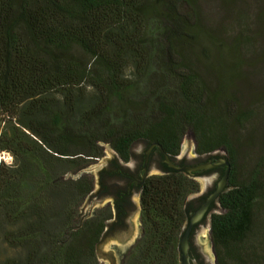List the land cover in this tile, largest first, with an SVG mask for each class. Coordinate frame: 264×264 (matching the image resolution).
I'll return each instance as SVG.
<instances>
[{
	"label": "trees",
	"instance_id": "trees-1",
	"mask_svg": "<svg viewBox=\"0 0 264 264\" xmlns=\"http://www.w3.org/2000/svg\"><path fill=\"white\" fill-rule=\"evenodd\" d=\"M184 3L188 0H0V152L14 158L11 167L0 160V247L21 250L19 257H0V264H90L104 223L97 216L82 226L78 209L94 182L66 174L100 159V142L109 143L125 162L137 142L145 149L159 143L174 158L188 129L199 156L223 151L231 163V189L220 196L222 212L211 219L217 264H264L246 250L257 206H264V158L248 178L237 179L234 153L247 120L244 112L234 114L235 106L240 88L256 87L247 72L254 58L212 32V55L225 49L236 56L246 81L208 90L203 73L185 65L177 72L182 46L207 38L200 37L201 23L192 24L179 11ZM241 35L242 47L254 45L253 38ZM129 67L143 79L151 68L156 78L168 68L179 99L173 102L156 89L160 101L153 115L147 90L127 78ZM87 87L94 93L87 94ZM115 103L120 111H112ZM166 169L144 181V233L124 264H180L188 213L209 193L186 203L199 192L198 183ZM213 172L219 174L210 193L224 168Z\"/></svg>",
	"mask_w": 264,
	"mask_h": 264
},
{
	"label": "rangeland",
	"instance_id": "rangeland-1",
	"mask_svg": "<svg viewBox=\"0 0 264 264\" xmlns=\"http://www.w3.org/2000/svg\"><path fill=\"white\" fill-rule=\"evenodd\" d=\"M178 9L184 16L192 20V24L201 23L200 27L204 32L200 33V37L207 38L203 40L195 39V41H189L190 44L182 46L184 57L178 59L180 68L177 67V72L182 71L185 65L198 72V74L203 73L207 84L204 88L208 90L213 88H237L238 84L246 81L248 75L249 82L256 85L255 88H240L241 98L239 106H235L236 109L234 111L236 116L244 112L247 118V120L243 119L244 129L241 131L239 149H234L236 178H248L258 166V162L264 158V0H237L235 5L231 4L228 0H188V3L179 5ZM212 32L222 42H233L237 46V50H241V53L246 57L251 58L253 55L254 59L249 62L250 65L247 69L248 75L243 71V65L239 63V59L231 55L227 50L223 49L218 55H212ZM241 34H243V40L248 41L253 38L254 45L250 46L246 44L248 47H242L240 45ZM77 56L81 58L83 54L79 52ZM185 57L187 58L185 59ZM84 60L91 62L89 57H85ZM208 64L211 65V70L208 73H204L207 70ZM155 71V68H151V71L143 79L135 73L134 68L129 67L126 70V76L134 82V87L137 84L138 88L147 90L146 105L152 109L153 115H158L157 104L160 98L155 95L156 92L161 89V92H165L164 94L174 102V100L179 99V91L177 88L178 82L173 78V73L168 68L163 69L164 74L157 78ZM154 79L159 81L157 86L144 87V85L148 84L149 81L152 82ZM86 91L87 94H93L95 90L92 87H87ZM56 98L61 100V96L58 94ZM115 104H113L112 111H120L117 103ZM233 130V127H231V132H234ZM99 144L103 149V156L98 161H92L85 168L81 169L87 170L93 168L92 172L85 173L82 176H89L94 182L93 191L86 197L78 209V222L82 226L97 216L106 224L108 218L104 219V216L112 212L111 197L100 195L99 192L102 172L115 161H118L120 166L126 169H132L136 163V157L145 149L143 143H135L132 147V158L128 162H124L116 157L109 143L100 142ZM195 144V135L188 129L182 138L179 157L187 158L191 162L199 160V156L195 154ZM0 160L8 167H11L14 163V158L9 152H0ZM103 160H107L106 163L96 168ZM81 170L75 173L69 172L65 177L78 179L76 176ZM262 173L264 176V169H262ZM150 174L162 175L163 173L152 169ZM203 178L207 179L204 187L201 183V179ZM217 179V172H212L209 175H199L194 178L203 196L213 188ZM196 200L186 201V203L195 202ZM129 219H131L136 228V218L130 217ZM253 227V232L246 242V250L248 254H257L258 258L263 260L264 206L262 204L257 206V217ZM192 239L194 252L198 256L205 257L210 264H213L216 259L217 263L210 232V219H207L206 224L201 225L200 228L195 230ZM138 241L139 238L137 237L136 230L128 237L125 230H118L109 235L101 234L95 245L94 257L90 264H124L126 256ZM125 246L126 249H124ZM85 250L87 249L84 246L83 251ZM20 253L21 250L11 248L5 243L0 247L1 259L19 257ZM85 264L88 263L85 262Z\"/></svg>",
	"mask_w": 264,
	"mask_h": 264
},
{
	"label": "flooded vegetation",
	"instance_id": "flooded-vegetation-1",
	"mask_svg": "<svg viewBox=\"0 0 264 264\" xmlns=\"http://www.w3.org/2000/svg\"><path fill=\"white\" fill-rule=\"evenodd\" d=\"M146 149H144V151L139 156L136 157V163L132 169H126L120 166L118 161H115V162H112L109 165V167L102 172L99 192H100V195L111 197L110 203L112 206L111 214L104 216V219L108 218V221L106 224H104L102 234L109 235L118 230H125V233L127 234V237H128L134 230H136L137 237L139 239L142 237L144 233V229H143V223H142L141 194H142V187H143L144 181L146 178L150 176H154V174H150V171L152 169H155V171H160L164 174L167 172L166 168H168L165 165L164 159L160 151L158 150V148L157 149L154 148L152 150L150 157H149L148 164L145 168L144 162H145ZM114 153L120 161H123L122 158L119 156V154H117L115 151ZM143 153H144V158L142 159L141 156ZM195 154L199 156L196 152V148H195ZM132 155H133V151L131 149L130 159L132 158ZM210 159H211V156H207V155L199 156V160L192 161V162L189 161L187 158L185 159L180 158L179 155H177L174 158H171L172 162L175 165L184 166V167H191V166L203 164V163L210 161ZM215 170H218V169H215ZM213 171L214 170H210L203 174H198V173H195V174H197V176L209 175ZM146 174H147V177L144 178ZM217 174L219 173L217 172ZM187 175L190 178H192L189 174ZM211 190L212 188L209 190L208 193H210ZM218 210L219 208L215 206V204L212 205L210 208V211H211L210 229H211L212 215L217 213ZM130 217L136 218V221H137L136 228L134 227V223L131 222V219H129ZM206 222H207V219L202 221L200 225H197L196 227H194L191 237H190L192 257L196 258L200 264H210V263L205 259V257L198 256L194 252L192 238L195 233V230L200 228L201 225L206 224ZM124 249H126V246L124 247Z\"/></svg>",
	"mask_w": 264,
	"mask_h": 264
},
{
	"label": "water",
	"instance_id": "water-1",
	"mask_svg": "<svg viewBox=\"0 0 264 264\" xmlns=\"http://www.w3.org/2000/svg\"><path fill=\"white\" fill-rule=\"evenodd\" d=\"M154 148H158L164 159V163L168 168L176 172L187 173L192 178H195L197 176V174L195 173L202 174L210 170L224 168V173L216 183L214 190L206 196L202 204L196 210L189 211L188 221L185 223L183 227L184 232L179 241L180 264H200L196 258L192 257L190 237L194 227L200 225L202 221H204L205 219H210L211 216L210 208L212 205L215 204V206L219 208V210L217 211L218 213L222 212L219 203V198L226 190L231 189V187L228 184L229 176L231 172V163L228 159V155L226 152L216 151L210 154L211 159L206 163L191 167L177 166L172 162L170 156L164 151L163 147L159 143H152L148 146V148L145 151V162H144L145 168L148 164L150 154ZM195 148H196V144H195ZM95 161H98V159H95ZM106 161L107 160H103L96 168L103 166L106 163ZM92 171L93 168H89L87 170H81L76 177L79 178L83 174ZM146 177L147 174L144 176V178ZM201 183L202 186L204 187L207 183V179L206 178L201 179ZM202 196H203L202 192L199 191L198 193L190 195L187 198V201L199 199ZM213 264H217L216 259L213 262Z\"/></svg>",
	"mask_w": 264,
	"mask_h": 264
}]
</instances>
